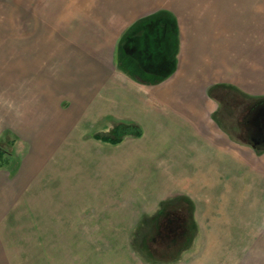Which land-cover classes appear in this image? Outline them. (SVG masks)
Instances as JSON below:
<instances>
[{"label":"crops","instance_id":"0c3cea01","mask_svg":"<svg viewBox=\"0 0 264 264\" xmlns=\"http://www.w3.org/2000/svg\"><path fill=\"white\" fill-rule=\"evenodd\" d=\"M97 1L81 12L112 14L114 62L89 55L64 110L34 96L26 117L25 75L7 86L0 131L25 149L0 172V264H264L263 140L217 118L221 92L264 98V0ZM116 122L141 134L93 137Z\"/></svg>","mask_w":264,"mask_h":264},{"label":"rangeland","instance_id":"374dc122","mask_svg":"<svg viewBox=\"0 0 264 264\" xmlns=\"http://www.w3.org/2000/svg\"><path fill=\"white\" fill-rule=\"evenodd\" d=\"M85 2L83 0H0V6L9 5L11 7L10 20L12 22L9 29L5 30L9 32L8 42L10 44L0 46V54L4 55L3 62L0 61V119L2 103H7L8 98L12 101L13 93L8 92L7 86L11 85L10 90H14L19 74L25 75L26 78L24 79L26 117H32L33 111L30 105L34 101V96L35 99L41 97L43 113L45 105L54 104L51 102L54 100L58 101L61 111L65 109L69 103L67 101L68 88L73 83L80 85L92 69L93 62L87 61L89 55L103 54V50H110L106 54L114 62L113 51L117 39L113 36L112 30H106L108 29L107 23L113 21L112 14L87 13L83 15L81 12L83 4L97 6L98 3L97 0H86ZM67 5L77 6L78 12L76 13L72 8L69 9ZM16 7L17 9L24 7L26 13L24 15L12 13L16 11ZM122 22L124 26L125 20ZM83 42L89 45H84ZM104 43L109 46L103 45ZM109 43L112 45L110 46ZM133 70L137 72L135 68ZM33 87L42 90L38 91L39 94H30ZM45 88L51 91L46 92ZM232 91H224L217 96L221 105L227 108L220 107L217 114L218 121L223 123L226 121L225 117H230L226 125L230 130H234L237 126L235 118H239L238 123L246 126L243 131L232 132L234 137L244 140L261 137L264 142V133H262L264 131V98L242 101ZM210 92L212 93L213 89ZM14 95L16 98L17 94ZM51 97L54 100L50 101ZM244 105L245 109L242 107ZM114 124L100 125L94 130L113 136L115 134ZM0 149L3 151L0 159V172L6 168L12 173L18 166L25 144L18 142L16 134L9 128H5L0 131Z\"/></svg>","mask_w":264,"mask_h":264},{"label":"trees","instance_id":"16d2710c","mask_svg":"<svg viewBox=\"0 0 264 264\" xmlns=\"http://www.w3.org/2000/svg\"><path fill=\"white\" fill-rule=\"evenodd\" d=\"M263 127H264V122H263ZM113 131L115 133L113 136L94 134L93 137L105 142H109L111 144H115L120 142L125 135L139 136L141 134L140 128L136 124L131 122H116L113 125ZM263 132L264 131H262V133ZM254 139L261 140V137H255ZM251 144L254 145L255 142L251 141ZM258 145L260 146V148H264L263 141L259 142ZM2 156H3V151L0 149V159L2 158Z\"/></svg>","mask_w":264,"mask_h":264},{"label":"flooded vegetation","instance_id":"af4514ba","mask_svg":"<svg viewBox=\"0 0 264 264\" xmlns=\"http://www.w3.org/2000/svg\"><path fill=\"white\" fill-rule=\"evenodd\" d=\"M264 133V132H263ZM254 139V138H253Z\"/></svg>","mask_w":264,"mask_h":264}]
</instances>
